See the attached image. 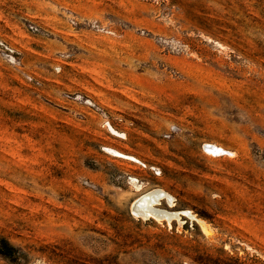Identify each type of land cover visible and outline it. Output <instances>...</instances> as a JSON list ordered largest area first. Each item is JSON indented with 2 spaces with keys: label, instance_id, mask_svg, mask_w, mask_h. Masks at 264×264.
Here are the masks:
<instances>
[{
  "label": "rangeland",
  "instance_id": "1",
  "mask_svg": "<svg viewBox=\"0 0 264 264\" xmlns=\"http://www.w3.org/2000/svg\"><path fill=\"white\" fill-rule=\"evenodd\" d=\"M0 40V264H264V0H0Z\"/></svg>",
  "mask_w": 264,
  "mask_h": 264
},
{
  "label": "built area",
  "instance_id": "2",
  "mask_svg": "<svg viewBox=\"0 0 264 264\" xmlns=\"http://www.w3.org/2000/svg\"><path fill=\"white\" fill-rule=\"evenodd\" d=\"M70 24H75L73 19H69ZM27 30L33 34V35H48V33L41 29L40 27L36 26L35 24L28 23L27 24ZM0 53L4 57V59L13 64L16 67H21V57L20 53L12 48L9 44L5 43L4 41L0 40ZM56 72H59V69L56 70ZM26 82L32 83L35 85H39V82L34 80L31 76L25 75L24 76ZM65 100L77 102L80 105L84 106L89 112L92 114L98 116L102 120V125L105 127L108 131L112 128L110 121L108 120V114L107 111L94 102L92 99H90L87 96H83L80 94H65L64 95ZM170 135L168 134L167 137ZM203 150L209 154H212L214 156H223V155H229V152H226L220 148H217L213 145H203ZM136 164L140 165L142 168H148L154 175H159V170L154 166H146L144 163L140 162L139 160L134 161Z\"/></svg>",
  "mask_w": 264,
  "mask_h": 264
},
{
  "label": "bare ground",
  "instance_id": "3",
  "mask_svg": "<svg viewBox=\"0 0 264 264\" xmlns=\"http://www.w3.org/2000/svg\"><path fill=\"white\" fill-rule=\"evenodd\" d=\"M109 132L112 134V136L121 138L122 135L116 132L113 128L109 130ZM121 136V137H120ZM106 152H110L114 157L121 158L124 160H129L130 162H133L136 160L135 157L131 155H125L121 154L118 151L109 149V148H104ZM166 199L167 201L169 200V195L165 193L164 191L161 190H152L148 193H145L143 195H140L135 202L133 203V207L135 206L136 208H141V213L144 217H155L156 219L159 218L158 216L160 215L159 211H155L153 208V203H157L159 205V202L161 200ZM171 204V203H170ZM135 208V209H136ZM132 210V208H131ZM166 217L169 218L171 217V214H166ZM180 218V217H179ZM200 227L204 230L205 224L202 221H198Z\"/></svg>",
  "mask_w": 264,
  "mask_h": 264
},
{
  "label": "trees",
  "instance_id": "4",
  "mask_svg": "<svg viewBox=\"0 0 264 264\" xmlns=\"http://www.w3.org/2000/svg\"><path fill=\"white\" fill-rule=\"evenodd\" d=\"M2 243L6 248V252L2 251V249L0 248V255H2L3 257H8L10 253L14 251V249L6 241L3 240Z\"/></svg>",
  "mask_w": 264,
  "mask_h": 264
}]
</instances>
